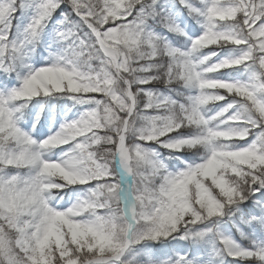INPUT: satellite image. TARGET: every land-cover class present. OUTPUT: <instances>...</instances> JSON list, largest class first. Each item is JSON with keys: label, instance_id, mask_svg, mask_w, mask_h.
I'll list each match as a JSON object with an SVG mask.
<instances>
[{"label": "snow or ice", "instance_id": "snow-or-ice-1", "mask_svg": "<svg viewBox=\"0 0 264 264\" xmlns=\"http://www.w3.org/2000/svg\"><path fill=\"white\" fill-rule=\"evenodd\" d=\"M0 264H264V0H0Z\"/></svg>", "mask_w": 264, "mask_h": 264}]
</instances>
